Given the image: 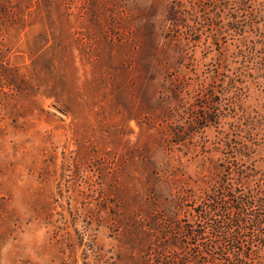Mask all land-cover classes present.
Wrapping results in <instances>:
<instances>
[{"label": "rangeland", "instance_id": "rangeland-1", "mask_svg": "<svg viewBox=\"0 0 264 264\" xmlns=\"http://www.w3.org/2000/svg\"><path fill=\"white\" fill-rule=\"evenodd\" d=\"M255 116L264 0H0V264L195 247L170 232L208 236L197 210L227 158L260 168Z\"/></svg>", "mask_w": 264, "mask_h": 264}, {"label": "trees", "instance_id": "trees-1", "mask_svg": "<svg viewBox=\"0 0 264 264\" xmlns=\"http://www.w3.org/2000/svg\"><path fill=\"white\" fill-rule=\"evenodd\" d=\"M202 112L201 115L207 119L208 114L203 110ZM244 124L248 127L249 136L256 139L259 151L264 153V144L261 146L257 142L264 133V116H255ZM240 131L245 130L240 128ZM232 141L237 140L233 138ZM243 145L244 147H235L232 153L248 156L251 147L246 143ZM236 159L225 160L227 173L219 180V185L217 183L204 191V206L197 210L199 218L203 221L206 219L205 223L210 228L208 236H204L207 231L201 223L196 228L193 225L177 223L170 232L171 238L179 240L186 236L182 239L186 242V238L190 237L196 246L189 248L181 245L173 251L158 246L155 252L159 264H189L190 261L193 264H264V157H261L260 168L253 167L254 174L247 173L242 167L243 164L239 165ZM257 174H261V177L252 184L249 178ZM230 178H234L235 182ZM222 201L225 205L220 208ZM170 226L171 223H166L164 229H172ZM164 229L157 238L167 237L169 230ZM204 237H209L208 241L199 243ZM254 245L257 247L253 248Z\"/></svg>", "mask_w": 264, "mask_h": 264}]
</instances>
